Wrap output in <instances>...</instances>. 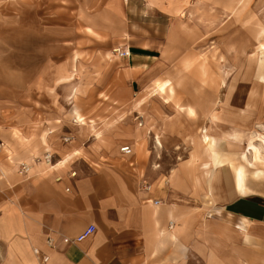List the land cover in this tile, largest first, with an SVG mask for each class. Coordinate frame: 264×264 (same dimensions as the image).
Returning a JSON list of instances; mask_svg holds the SVG:
<instances>
[{
	"label": "crops",
	"instance_id": "crops-1",
	"mask_svg": "<svg viewBox=\"0 0 264 264\" xmlns=\"http://www.w3.org/2000/svg\"><path fill=\"white\" fill-rule=\"evenodd\" d=\"M49 1L56 0H41ZM104 1L81 0L90 26L79 21L88 30L102 25L104 35L113 34L111 21L113 14L120 18L122 0H110V7L120 3L119 11L107 9ZM13 22L15 34L31 33V26ZM168 34L178 64L174 78L167 79L184 83L175 89H208L210 73L215 90H222L224 75H234V69L195 61L191 49L176 57L185 31ZM119 49L129 56L112 51L104 56L111 75L98 91L107 92L101 104L106 113L31 115L23 129L0 131V264H264V190L241 194L230 160L220 157L238 152L240 132L252 120L246 126L233 107L225 115L229 100L217 98L210 100V112L202 109L205 100L188 97L127 103L131 84L139 86L141 77L150 78L143 83L147 91L160 80L150 67L160 56L146 43ZM76 94L77 85L72 98ZM252 105L255 101L247 106ZM129 106L134 125L122 134L119 127L130 114L120 113ZM203 130L217 147L228 145L215 148L211 159L203 149ZM20 164L28 170L19 173ZM91 224L90 236L63 242Z\"/></svg>",
	"mask_w": 264,
	"mask_h": 264
},
{
	"label": "rangeland",
	"instance_id": "rangeland-1",
	"mask_svg": "<svg viewBox=\"0 0 264 264\" xmlns=\"http://www.w3.org/2000/svg\"><path fill=\"white\" fill-rule=\"evenodd\" d=\"M82 3L81 0L48 3L41 0H0V131L13 126L23 129L24 121L31 115H70L76 111L86 116L106 113L101 104L108 96L107 92L98 91L111 75L105 54L108 51L114 53L113 47L119 49L128 45L131 48L146 43L160 56L150 67L158 70L154 76L160 80H155L153 86H161V98L166 99H163L165 102L174 96L176 99L205 100L202 109L210 112V100H229L227 105L230 107H224L225 115L233 107L234 111H240L246 126L252 120L250 129L240 132L242 139L238 152L221 153L220 157L230 160L241 194L251 191L250 178L253 177L256 179H252V190L263 191L264 0H122L120 18H114L113 14L111 21L113 34L105 35L100 24L99 31L87 29L89 19L84 15ZM120 3L111 7L119 11ZM103 4L107 9L111 8L110 0ZM54 17L58 19L55 21ZM14 20L31 26L27 27L31 33L27 32L26 37L23 31L15 34L13 30L17 29L14 27L17 23ZM119 27L120 32L116 33ZM176 28L186 34L180 38L182 44L176 48V57L191 49L196 53L195 61L202 58L208 66L234 69V75H224L222 90H215L217 87L210 82V73L207 74L206 86L211 87L200 91H177L175 84L184 83L178 79L174 84L167 79L174 78L178 64L168 34ZM249 68H254L256 74L248 75ZM213 76L216 78L218 75ZM141 78L142 86L131 84L127 103L156 98L150 97L153 86L150 91L143 90V85H146L143 83L150 79L148 75ZM76 85L77 94L72 98V89ZM251 101H255L256 107L247 106ZM176 109L182 111L183 107L177 106ZM250 110L255 112L247 113ZM126 111L120 113L130 114L119 127L122 134L128 133L134 125L131 120L135 115L134 107L129 106ZM78 113H75V119ZM203 132V149L207 141H211L212 152L215 148L222 150L228 146L225 143L217 147L216 139L206 134V130ZM209 206L217 204L210 202Z\"/></svg>",
	"mask_w": 264,
	"mask_h": 264
},
{
	"label": "built area",
	"instance_id": "built-area-1",
	"mask_svg": "<svg viewBox=\"0 0 264 264\" xmlns=\"http://www.w3.org/2000/svg\"><path fill=\"white\" fill-rule=\"evenodd\" d=\"M114 53L119 56V57H128L129 56V50L126 49H115ZM122 152L128 151V147H122L120 149ZM29 166L25 164H20L19 166V173L26 172L28 170ZM95 231V226L94 225H88L82 232H80L78 235H76L73 238H63V242L65 243H77L85 239L86 237L90 236L93 232ZM47 243L49 245H52V239L48 238ZM43 260H46V257H43Z\"/></svg>",
	"mask_w": 264,
	"mask_h": 264
},
{
	"label": "bare ground",
	"instance_id": "bare-ground-1",
	"mask_svg": "<svg viewBox=\"0 0 264 264\" xmlns=\"http://www.w3.org/2000/svg\"><path fill=\"white\" fill-rule=\"evenodd\" d=\"M114 50L115 49H113V52H114ZM161 91H162V88H161V86H153L152 87V89H151V96H159V97H161ZM164 99V98H163ZM165 101H166V99H164ZM77 118H78V116H77ZM75 120H78V122H80V124H82V125H84L85 124V122H84V120H82V119H80V118H78V119H75ZM92 126V125H91ZM97 132V131H96ZM43 135V134H42ZM231 136V135H230ZM22 142V141H21ZM25 142V141H24ZM34 147V146H33ZM205 147V150L208 152V156H209V158L211 157V158H213V156H212V144H211V141L210 142H208L207 141V143H206V145L204 146ZM24 151V150H23ZM210 158V159H211ZM64 159H67V157H65ZM63 159V160H64ZM62 160V161H63ZM15 162V161H14ZM205 164V163H204ZM252 179H256V178H250V182H251V186H250V190H252Z\"/></svg>",
	"mask_w": 264,
	"mask_h": 264
}]
</instances>
